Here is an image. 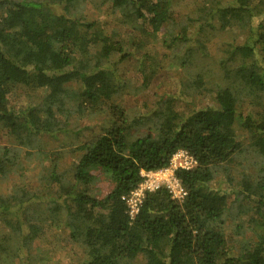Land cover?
Listing matches in <instances>:
<instances>
[{
    "label": "trees",
    "instance_id": "16d2710c",
    "mask_svg": "<svg viewBox=\"0 0 264 264\" xmlns=\"http://www.w3.org/2000/svg\"><path fill=\"white\" fill-rule=\"evenodd\" d=\"M103 2L138 39L79 18L81 0H0V128L18 150L39 147L48 163L35 187L18 179L0 191V222L8 229L0 231V264H34L53 227L80 245L73 264H264V105L252 110L264 101V0H204L199 16L184 23L175 22L174 0ZM168 28L170 62L186 77L149 115L128 120L125 100L148 86L161 62L146 48ZM230 30L245 39L224 41L218 60L205 63L210 39ZM125 61L133 62V77L118 71ZM29 86L44 95L14 108L9 94ZM207 90L214 104L200 103ZM73 111L105 114L99 135L68 151L65 144L44 152L39 138L69 130ZM147 119L152 124L133 136ZM243 133L260 164L242 163L237 179L229 165L243 152ZM179 149L197 160L193 169L176 171L185 199L164 189L146 193L131 218L123 196L141 183L142 170L167 166ZM63 153L71 159L68 170L60 167ZM12 155L9 147L0 150V176L18 163L19 153ZM96 170L112 183L102 197L94 194ZM220 171L224 186L213 182Z\"/></svg>",
    "mask_w": 264,
    "mask_h": 264
},
{
    "label": "rangeland",
    "instance_id": "374dc122",
    "mask_svg": "<svg viewBox=\"0 0 264 264\" xmlns=\"http://www.w3.org/2000/svg\"><path fill=\"white\" fill-rule=\"evenodd\" d=\"M203 1L204 0H174V5L171 8L173 9L176 16L175 22L184 23V20H186L187 17L192 16L195 12V17H198L199 14L197 8H200L203 5ZM77 9L78 10L75 11V13L79 14V18L82 17L84 20L88 21L94 20L97 22L96 26L101 27V29L103 28L109 32L115 30L117 31L118 35L124 39L132 38L133 35L138 39V33L133 34L132 30L122 23L124 21V17H121L119 11L113 12L112 6L108 2L104 3L103 0H81V3ZM57 11L60 10L57 9ZM177 25L180 26L181 24ZM175 26L176 25H170L169 28L172 29ZM169 28L167 31L162 30L159 39L157 38L156 40H153L150 43V47L147 46L146 48L151 53H155L161 62L156 74L153 75V80L150 81L148 86L145 89H142V91L139 93L133 95V97H131L129 100H125V106L128 108L131 107L130 109H132L130 111L131 113L128 120H131V117L137 114L149 115V111L154 109L157 99H160L163 97V95L175 92L180 84V81L186 77L185 71L173 66L170 62V50L164 44L168 42L171 43V41L166 39L170 34ZM197 31V27L191 28V35L196 37L198 34ZM120 33L122 35H120ZM163 37L165 38L164 41ZM245 37L246 33H234V30L219 32L214 38L210 39V42L208 43V49L206 51V53L210 56L209 58L205 57V61L202 60V62L204 61L206 63L213 62L214 59L218 60V58L215 56H219L220 52H218V47H221V44L224 43V41L239 42L241 40L243 41ZM132 63L133 62L131 61L120 63L117 67L120 74L124 73L126 77H133L135 71ZM197 70L198 67L196 63V66L192 67L189 72L191 75H194ZM133 86H140V83L136 82L133 84ZM212 87L213 86L208 87V89ZM211 90H207L206 98L202 97L200 100L202 102L200 103L206 102L208 105L214 104L211 98ZM44 93L45 91L42 89H37L30 86L24 87L22 89H18L17 92L13 94H9V102L14 108H22L27 106L29 103L39 101L40 97H42ZM185 99L190 101V98L188 97H185ZM261 101L263 104L256 103L257 106H253L252 110L263 107L264 101ZM123 104L124 103H122V105ZM178 107L184 109L186 107V103L181 102L180 106ZM73 108L76 111L75 107ZM105 108L107 107L104 106L103 109ZM89 112H87V114L82 117H78V114L75 112V115L71 116L70 118V123L68 124L69 130H62L54 135H42L38 142L41 145V148L44 149V152L64 150L65 144L69 145L65 148V151H68V149L74 146V143L78 144V142L91 139L99 135L100 127L102 126V122L105 119V114L93 115L89 114ZM145 122L146 123H143V126L140 125L138 128H132L133 136L143 133L147 129L146 127L152 124L149 119L145 120ZM4 131L5 130L0 128V150H2L3 147H9L10 156H13L12 154L17 155L19 153L20 158L18 163H15L12 169L8 170L6 174L0 176V191H10L13 184L19 180L22 181V184L26 189L35 187V184H38L41 181V178L46 174L45 171H43V165L45 164L46 166L48 164L47 162L44 163L42 161L41 149L39 147L38 149L36 147L33 148L23 146L20 147L21 150H18V144L12 141L10 137H6ZM239 140L241 141L243 152L237 153L234 159L235 161L229 165L231 171L234 173L237 179L239 177L238 172L242 170V163L245 165L251 163L260 164L259 155L251 150L250 140L246 138L244 133L239 136ZM67 154L68 153H63V158L59 161L61 169L68 170L67 168L72 167L69 162L71 159H69ZM20 162L22 164H20ZM254 167L257 166L255 165ZM94 173H96L99 177L94 187V194L102 197L110 191L112 188V183L107 179L101 170H96ZM224 179L225 175L220 171L217 175V178L213 182L224 186ZM233 198V195L230 196V201ZM0 231H8L2 222H0ZM46 232L48 234L42 237V244L38 248L37 252L34 253L37 259L35 260L34 264H73L78 262L82 256L80 245H75L69 239L68 234L61 227L48 228L46 229ZM247 235H251V232L247 231Z\"/></svg>",
    "mask_w": 264,
    "mask_h": 264
},
{
    "label": "built area",
    "instance_id": "2783aa9c",
    "mask_svg": "<svg viewBox=\"0 0 264 264\" xmlns=\"http://www.w3.org/2000/svg\"><path fill=\"white\" fill-rule=\"evenodd\" d=\"M197 165L195 157L185 149L175 151L170 159V163L155 170H142V181L130 193L123 196L128 206L131 218L138 213L146 193L167 190L171 196L178 200H184L187 190L177 177L178 169H193Z\"/></svg>",
    "mask_w": 264,
    "mask_h": 264
}]
</instances>
